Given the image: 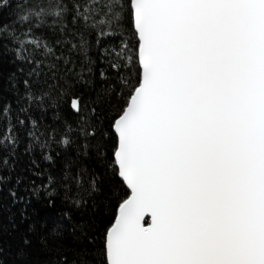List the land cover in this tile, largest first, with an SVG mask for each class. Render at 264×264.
Segmentation results:
<instances>
[{"label":"snow or ice","instance_id":"1","mask_svg":"<svg viewBox=\"0 0 264 264\" xmlns=\"http://www.w3.org/2000/svg\"><path fill=\"white\" fill-rule=\"evenodd\" d=\"M6 54L22 78L0 99V191L3 152L75 146L74 203L119 178L99 264H264V0H4ZM98 75L120 101L103 114L76 90ZM61 102L66 131L41 119ZM33 191L52 203L56 182Z\"/></svg>","mask_w":264,"mask_h":264},{"label":"trees","instance_id":"2","mask_svg":"<svg viewBox=\"0 0 264 264\" xmlns=\"http://www.w3.org/2000/svg\"><path fill=\"white\" fill-rule=\"evenodd\" d=\"M3 19L8 21L7 12ZM89 56L94 62L95 72H103L107 66L98 59L102 58V51L93 48ZM21 78L20 65L14 62L11 54L4 55L0 59V99L4 103L14 104L15 89L10 87V83H18ZM20 87L22 89L23 86ZM76 90L89 108L93 101L99 103L101 97L105 98L107 103L101 107V114L120 102L111 95V84L99 75L86 86L77 84ZM57 111L63 117L59 122L55 119ZM41 119L65 131V121L76 122L71 108L63 102ZM2 155L9 160L6 166H2L6 179L0 191V260L3 264H53L57 258L63 260L65 255L76 264H99L102 258L96 251L98 244L91 241L103 231V222L111 215L109 204L116 200L119 178L103 177L96 193H82L83 200L74 203L73 198L77 197L75 186L67 191V185L61 182V178L65 173L74 175L85 163L75 146L65 147L58 143L50 153L42 154L38 149L34 153L28 152L26 144L21 143L14 157L9 151ZM49 176L56 182L52 203L42 191L39 195L33 191L46 184ZM68 184L72 181L69 180ZM13 191L18 193L17 199L10 196ZM53 236L55 243L49 244L47 241Z\"/></svg>","mask_w":264,"mask_h":264}]
</instances>
